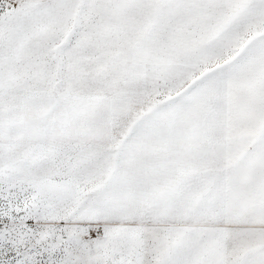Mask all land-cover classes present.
Listing matches in <instances>:
<instances>
[{"label": "snow or ice", "instance_id": "snow-or-ice-1", "mask_svg": "<svg viewBox=\"0 0 264 264\" xmlns=\"http://www.w3.org/2000/svg\"><path fill=\"white\" fill-rule=\"evenodd\" d=\"M0 264H264V0H0Z\"/></svg>", "mask_w": 264, "mask_h": 264}]
</instances>
